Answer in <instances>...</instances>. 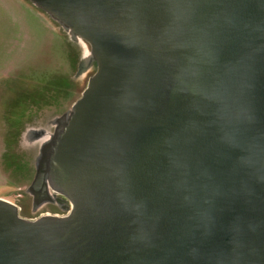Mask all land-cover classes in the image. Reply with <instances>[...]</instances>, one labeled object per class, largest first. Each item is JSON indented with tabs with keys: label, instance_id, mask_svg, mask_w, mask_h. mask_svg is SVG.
<instances>
[{
	"label": "water",
	"instance_id": "water-1",
	"mask_svg": "<svg viewBox=\"0 0 264 264\" xmlns=\"http://www.w3.org/2000/svg\"><path fill=\"white\" fill-rule=\"evenodd\" d=\"M26 1L93 72L26 188L60 212L0 199V264H264V0Z\"/></svg>",
	"mask_w": 264,
	"mask_h": 264
},
{
	"label": "rangeland",
	"instance_id": "rangeland-1",
	"mask_svg": "<svg viewBox=\"0 0 264 264\" xmlns=\"http://www.w3.org/2000/svg\"><path fill=\"white\" fill-rule=\"evenodd\" d=\"M87 57L85 44L26 0H0V199L22 218L48 211L26 188L40 146L93 72Z\"/></svg>",
	"mask_w": 264,
	"mask_h": 264
},
{
	"label": "flooded vegetation",
	"instance_id": "flooded-vegetation-1",
	"mask_svg": "<svg viewBox=\"0 0 264 264\" xmlns=\"http://www.w3.org/2000/svg\"><path fill=\"white\" fill-rule=\"evenodd\" d=\"M48 195H49L50 201H43V200H38L37 198H33L34 201H32V204L34 205L44 204V205H47V208H49V210H51L53 213L58 212V209L62 207V203L59 201H54L55 197L51 196L49 193Z\"/></svg>",
	"mask_w": 264,
	"mask_h": 264
},
{
	"label": "trees",
	"instance_id": "trees-1",
	"mask_svg": "<svg viewBox=\"0 0 264 264\" xmlns=\"http://www.w3.org/2000/svg\"><path fill=\"white\" fill-rule=\"evenodd\" d=\"M51 211V210H50Z\"/></svg>",
	"mask_w": 264,
	"mask_h": 264
}]
</instances>
